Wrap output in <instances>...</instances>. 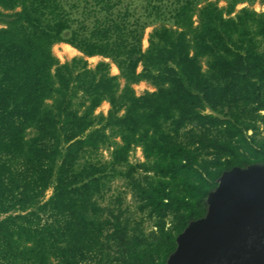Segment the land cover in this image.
Returning a JSON list of instances; mask_svg holds the SVG:
<instances>
[{"label": "trees", "instance_id": "16d2710c", "mask_svg": "<svg viewBox=\"0 0 264 264\" xmlns=\"http://www.w3.org/2000/svg\"><path fill=\"white\" fill-rule=\"evenodd\" d=\"M256 1L0 0V264H165L220 175L264 163Z\"/></svg>", "mask_w": 264, "mask_h": 264}, {"label": "water", "instance_id": "95a60500", "mask_svg": "<svg viewBox=\"0 0 264 264\" xmlns=\"http://www.w3.org/2000/svg\"><path fill=\"white\" fill-rule=\"evenodd\" d=\"M207 202L165 264H264V163L224 171Z\"/></svg>", "mask_w": 264, "mask_h": 264}, {"label": "rangeland", "instance_id": "374dc122", "mask_svg": "<svg viewBox=\"0 0 264 264\" xmlns=\"http://www.w3.org/2000/svg\"><path fill=\"white\" fill-rule=\"evenodd\" d=\"M220 4L223 5L224 2H221ZM243 5H245V4H239L238 8L243 6ZM253 7L256 10H258V11H263L264 10L263 4H261L259 1H256L253 4ZM150 30H151V27H148L146 29L145 38H144V41H143L144 47H146L147 44H148L147 35H148ZM68 45H70V44L60 42V43L54 44V46H53L54 53L59 57V59L62 62L71 59L75 55H79L80 54V52L77 49H73V48L70 47L71 45L70 46H68ZM101 59H103L101 56H93V57H89L88 61H89V64L91 66H94ZM111 71H112V73H118V69H117V67L114 64H112ZM135 89H136V92L138 94H140V93H143L147 89L148 90H153L154 88L149 83H147L145 81H141L140 83L135 85ZM108 108H109V103L108 102H103L102 105L97 109V112L103 111L104 113H106ZM103 154L107 157L108 156V151L104 150ZM139 159H143L141 148H137L133 152V154L131 155V160L132 161H136V160H139ZM116 184L117 185H121V181H117ZM50 192H51V190L48 191V194H50ZM129 198H130V196H128V199Z\"/></svg>", "mask_w": 264, "mask_h": 264}, {"label": "bare ground", "instance_id": "6f19581e", "mask_svg": "<svg viewBox=\"0 0 264 264\" xmlns=\"http://www.w3.org/2000/svg\"><path fill=\"white\" fill-rule=\"evenodd\" d=\"M68 46H70V45H68ZM71 48H73V49H75L74 47H72V46H70Z\"/></svg>", "mask_w": 264, "mask_h": 264}]
</instances>
